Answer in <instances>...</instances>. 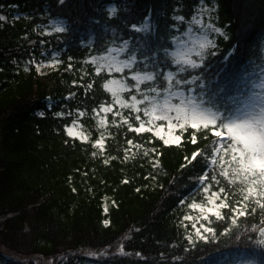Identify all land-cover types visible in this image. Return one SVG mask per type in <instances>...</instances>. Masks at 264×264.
Masks as SVG:
<instances>
[{"label":"trees","instance_id":"trees-1","mask_svg":"<svg viewBox=\"0 0 264 264\" xmlns=\"http://www.w3.org/2000/svg\"><path fill=\"white\" fill-rule=\"evenodd\" d=\"M112 2L119 11L109 19L105 5ZM205 4L215 9L212 22L230 37L209 34L218 48L210 49L217 54L206 57V62L221 71L205 75L208 87L231 86L237 77L259 73L264 65V0H205ZM199 7V0H65L63 5L58 0H0V15L8 18L0 21V253L5 257L0 264H235L238 259L264 264V246L256 243L258 230L264 227V208L257 201L264 199L250 195L241 206L248 215H237L232 222L231 209L248 194L239 180L230 182L231 171L228 177L221 175L219 155L224 152H217L218 138L210 128L196 130V144L189 127L179 146H165L151 133L131 132L122 121L113 124L109 113L105 149L91 143L104 131L97 127L92 109L110 103L111 96L101 87L107 73L96 76L95 65L86 61L129 39L130 46L140 49L162 44L171 65L177 38L189 28L203 34L192 20ZM149 15L148 32L130 29L134 23L143 25ZM174 15L185 20L175 21ZM51 19L62 20L66 32L42 35L45 27L50 30ZM203 19L208 23L207 14ZM93 33L95 41L89 44ZM54 52L62 63L46 74L37 73L30 61L50 60ZM69 63L72 69L67 68ZM70 92L75 96L65 100ZM46 98L52 100L50 110L45 108ZM77 108L85 111L79 123L90 140L66 145L63 125L72 121L66 114ZM61 111L64 116L55 115ZM133 123H137L134 114ZM153 147L162 155L157 157ZM197 148L198 163L182 169L184 157ZM214 153L217 162L208 170L209 194L224 188L220 196L230 207L222 209L224 219L210 215L205 221L199 209L189 205L208 206V194L193 192V187ZM156 159L160 163L153 168ZM213 174L219 183L211 180ZM124 179L129 183H122ZM185 216L193 219L184 220ZM106 219L108 226L103 223ZM194 223L215 231L201 228L205 241Z\"/></svg>","mask_w":264,"mask_h":264},{"label":"snow or ice","instance_id":"snow-or-ice-1","mask_svg":"<svg viewBox=\"0 0 264 264\" xmlns=\"http://www.w3.org/2000/svg\"><path fill=\"white\" fill-rule=\"evenodd\" d=\"M63 5L65 0H58ZM200 7L196 14L192 16V20L202 29L203 34L199 36L198 42L191 47L184 41L178 45V51L173 52L172 64L167 63L169 55L168 49L162 44L156 48L140 49L136 46H130L129 39H123L119 46H109L103 54L92 55L89 61L95 65V75L100 76L102 72L107 73V78L101 87L110 94L111 102H103L97 108H93L97 120L96 124L99 129H103L99 138L91 141L94 148L101 151L105 149V132L108 126V114L113 116L112 123L119 124L121 121L128 126V130L136 134L151 133L153 137L159 138L163 145L179 146L183 140V132L188 131L189 127L193 130L190 134L191 142L197 143L196 130L201 127L209 129L211 134L218 138L217 152L223 151L230 159L225 160L220 157L221 175L229 176V169L232 177L230 182L234 183L239 180L241 185L245 187L242 191L248 195L231 209L233 213L232 222L235 223L236 216H247V211H242L241 206L247 201L250 195L256 194L264 197V65L261 66L259 73H248L244 79L237 77L231 82V86L225 85L221 87L219 83H215V90L208 87L205 83V75H215L221 71L220 68H211V62H206V57L215 56L217 53L210 49L218 48L214 38H209L210 33H216L224 36L225 39L230 37L224 32L222 27L216 26L212 22V12L215 10L205 4V0H199ZM109 19L117 17L119 6L112 2L105 5ZM208 15V23H204V15ZM199 16V18H197ZM19 19V17H15ZM8 18L0 15V21H6ZM150 15L145 17L143 25L131 24L129 27L135 32H148V21ZM173 20L183 22V15H174ZM51 28L45 27L42 35H52L53 33H65L67 28L62 20L51 19L49 21ZM176 28L177 25H171ZM192 31L191 28L188 29ZM27 33H25V38ZM175 40L176 37H173ZM95 41V34L89 36L88 43ZM45 41H41V44ZM84 43V41H81ZM116 41H112L115 45ZM182 49V50H180ZM45 53H41L44 56ZM59 53L54 52L53 58L50 60L36 61L34 58L30 61L35 65L37 73H40L42 67H55L62 63L56 57ZM138 56L141 58L138 60ZM34 57V54H33ZM123 57V58H122ZM69 61L73 57L68 58ZM173 66L175 70H173ZM68 69H72L73 65L69 63ZM167 69V70H166ZM28 71V68H25ZM114 73L120 74L117 78ZM195 73V74H194ZM255 77V79H253ZM223 79V77H221ZM73 85L77 81L72 82ZM93 82L85 86V93L88 89L93 88ZM83 86V85H82ZM75 96L74 92H70L65 100ZM51 107V105H50ZM124 110H128V114H124ZM103 113V115H101ZM71 115V113H68ZM133 114L134 121L133 123ZM44 115L43 112L40 113ZM57 116H64L63 111L55 113ZM77 118L71 121V124L63 125V133L66 136L64 143L71 145L77 140L81 143L89 142L90 134L83 130V125L79 123V119L85 116V111L76 109ZM163 121L165 123H157ZM177 130H182L177 133ZM128 145H132L133 141L129 139ZM226 145V146H225ZM142 147V145H138ZM128 150L125 149V152ZM156 156L162 155L157 153L153 147L151 149ZM96 155L95 152L92 153ZM144 155H148L145 149ZM200 155V149H196L191 156H185V164L181 168L188 165L195 167L198 163L197 157ZM216 153L203 169L199 176V183L193 187V192L202 191L207 195L208 206L193 202L189 205L192 209H199L205 221L209 220V216H215L218 220L224 219L222 209L230 207L226 203V198L221 199L220 194L224 192V188H220L217 192H211L208 170L210 166L216 164ZM127 159V156L125 157ZM105 164L109 163L108 159L104 160ZM156 159L152 164L153 168L159 165ZM227 165V167H225ZM87 173H85L86 175ZM151 176V173H149ZM149 176H145L148 179ZM155 178V177H152ZM211 180L217 183V177L212 175ZM122 183H129L124 179ZM75 192L76 188L73 187ZM139 192L140 188H136ZM217 199L220 203L217 204ZM261 208H264V201H257ZM184 203L183 198L179 201ZM115 205L116 202L113 201ZM118 207V205H116ZM255 211V209H253ZM104 212H108L107 204L104 206ZM193 219L191 216H185L184 220ZM105 226L110 224L109 220L103 221ZM192 227L196 233L205 241L207 236L201 232V228L208 233H213L215 229L206 224L199 227L194 223ZM228 231L227 228L224 229ZM260 238L256 243L264 246V227L259 228ZM186 239L191 243L192 237L189 235ZM235 264H254V261L238 259Z\"/></svg>","mask_w":264,"mask_h":264},{"label":"rangeland","instance_id":"rangeland-1","mask_svg":"<svg viewBox=\"0 0 264 264\" xmlns=\"http://www.w3.org/2000/svg\"><path fill=\"white\" fill-rule=\"evenodd\" d=\"M201 35H202L201 32H193V31L186 32L181 37H179V38L176 39V41H175V51L174 52L178 51V45L180 44L181 41L186 42L188 44V46L191 47L193 44H196L198 42V38ZM180 50H182V49H180ZM55 67H42L39 74H46V73L52 71L53 69H55ZM158 122H163V121H158ZM163 123H165V122H163ZM220 157H224L225 160L230 159V156L225 155V153H223L222 155H220ZM225 166L227 167V165H225ZM229 171H231V170L229 169ZM253 195L256 196V197H259L256 194H253ZM260 198L264 199V197H260ZM2 256H3L2 253H0V258L1 259H4L5 257L3 258ZM89 264H95V263H89Z\"/></svg>","mask_w":264,"mask_h":264},{"label":"bare ground","instance_id":"bare-ground-1","mask_svg":"<svg viewBox=\"0 0 264 264\" xmlns=\"http://www.w3.org/2000/svg\"><path fill=\"white\" fill-rule=\"evenodd\" d=\"M41 112H42V111H38L37 114H38L39 116H41V115L39 114V113H41Z\"/></svg>","mask_w":264,"mask_h":264}]
</instances>
